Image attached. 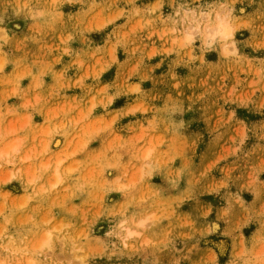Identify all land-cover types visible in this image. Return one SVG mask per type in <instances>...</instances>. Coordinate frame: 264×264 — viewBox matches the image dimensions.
I'll list each match as a JSON object with an SVG mask.
<instances>
[{
  "label": "rangeland",
  "instance_id": "1",
  "mask_svg": "<svg viewBox=\"0 0 264 264\" xmlns=\"http://www.w3.org/2000/svg\"><path fill=\"white\" fill-rule=\"evenodd\" d=\"M262 171L264 0H0V264H264Z\"/></svg>",
  "mask_w": 264,
  "mask_h": 264
},
{
  "label": "bare ground",
  "instance_id": "2",
  "mask_svg": "<svg viewBox=\"0 0 264 264\" xmlns=\"http://www.w3.org/2000/svg\"><path fill=\"white\" fill-rule=\"evenodd\" d=\"M232 36V29L227 25L218 21L214 27L206 30L205 42L207 45H212L215 41L219 39H228Z\"/></svg>",
  "mask_w": 264,
  "mask_h": 264
},
{
  "label": "crops",
  "instance_id": "3",
  "mask_svg": "<svg viewBox=\"0 0 264 264\" xmlns=\"http://www.w3.org/2000/svg\"><path fill=\"white\" fill-rule=\"evenodd\" d=\"M259 174H260V175H261V174H264V171L260 172ZM259 180H260V185H259L258 188H257V191H258V192H257V193H258V199H259V193L262 192V189H261V188H264V178H260ZM251 200H252V199H251ZM251 200H250V201H251ZM249 203H250V202H249Z\"/></svg>",
  "mask_w": 264,
  "mask_h": 264
}]
</instances>
